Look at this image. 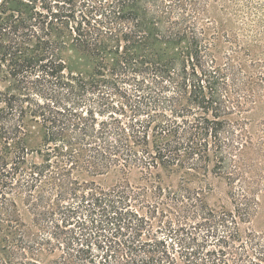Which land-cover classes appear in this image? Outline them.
Here are the masks:
<instances>
[{"label":"trees","instance_id":"obj_1","mask_svg":"<svg viewBox=\"0 0 264 264\" xmlns=\"http://www.w3.org/2000/svg\"><path fill=\"white\" fill-rule=\"evenodd\" d=\"M207 3L0 0V264H264V47Z\"/></svg>","mask_w":264,"mask_h":264},{"label":"rangeland","instance_id":"obj_2","mask_svg":"<svg viewBox=\"0 0 264 264\" xmlns=\"http://www.w3.org/2000/svg\"><path fill=\"white\" fill-rule=\"evenodd\" d=\"M206 8L211 20L227 28L239 30L242 37L245 36L250 41L259 42L264 47V0H208ZM66 57L70 67L74 70L89 71L94 66V61L89 56L81 54L74 48L67 50ZM244 117L251 120V127L255 129L264 121V104L246 112ZM32 128L35 130V135H38L39 127L33 126ZM166 179L168 182L177 184L179 175L172 174ZM112 180L113 177H109L106 181L111 182ZM132 180H136L135 175L132 176ZM190 185L207 188L209 191L207 200L211 205L233 208L226 179L210 172L202 179L194 180ZM1 198L0 193V201ZM239 225L243 235L253 231L264 237V191L259 194L256 214L249 221H240ZM2 246L3 242L0 239V255L3 253Z\"/></svg>","mask_w":264,"mask_h":264}]
</instances>
